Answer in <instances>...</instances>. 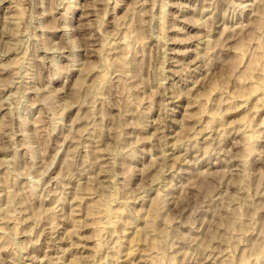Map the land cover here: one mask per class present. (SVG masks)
Returning a JSON list of instances; mask_svg holds the SVG:
<instances>
[{
    "label": "rangeland",
    "instance_id": "374dc122",
    "mask_svg": "<svg viewBox=\"0 0 264 264\" xmlns=\"http://www.w3.org/2000/svg\"><path fill=\"white\" fill-rule=\"evenodd\" d=\"M0 264H264V0H0Z\"/></svg>",
    "mask_w": 264,
    "mask_h": 264
},
{
    "label": "bare ground",
    "instance_id": "6f19581e",
    "mask_svg": "<svg viewBox=\"0 0 264 264\" xmlns=\"http://www.w3.org/2000/svg\"><path fill=\"white\" fill-rule=\"evenodd\" d=\"M252 65V64H251Z\"/></svg>",
    "mask_w": 264,
    "mask_h": 264
}]
</instances>
